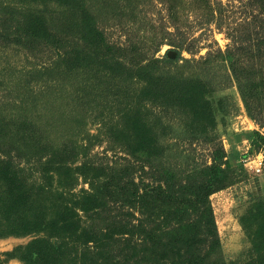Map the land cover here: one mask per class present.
<instances>
[{"label": "rangeland", "instance_id": "rangeland-1", "mask_svg": "<svg viewBox=\"0 0 264 264\" xmlns=\"http://www.w3.org/2000/svg\"><path fill=\"white\" fill-rule=\"evenodd\" d=\"M258 11L248 0H0V264H110L100 231L119 209L103 211L116 207L107 185L166 171L195 184L216 164L210 263L264 264V168L242 161L264 157V126L244 102L264 106L263 75L244 69ZM230 28L251 50L226 59L215 52Z\"/></svg>", "mask_w": 264, "mask_h": 264}, {"label": "trees", "instance_id": "trees-1", "mask_svg": "<svg viewBox=\"0 0 264 264\" xmlns=\"http://www.w3.org/2000/svg\"><path fill=\"white\" fill-rule=\"evenodd\" d=\"M248 1L260 7L256 17L261 23L253 29L258 35L252 44L257 55L249 60L244 69L258 70L264 77V0ZM221 15L220 11L219 19H222ZM235 30L233 33L231 28L227 29L230 42L224 50L218 48L215 53L232 59L235 54L241 57V54H247L244 51L251 50L243 45L240 31ZM211 53L208 51L207 55ZM164 55L163 58L170 61L166 52ZM243 56L245 60L248 58ZM237 82L240 84L238 79ZM244 102L249 114L264 126V106L259 104L258 111L254 112L246 98ZM211 170L215 171V175L204 176L195 184L180 181L174 185L176 177L167 171L159 181H145L140 175L138 180L134 176L129 177L125 184L124 178L117 176L119 183L115 189H109L108 185L105 187L110 202L116 203V207H103V211L119 209L110 216L113 231H100L104 241L98 245L110 250L108 255L103 256L105 261L110 264H212L211 255L219 248L220 240L209 195L221 189L225 179L216 175L220 170L218 164L208 167V171ZM97 209L99 207L91 210L98 213ZM105 220H109L108 214ZM89 242L97 243V240L87 237L83 244L89 248Z\"/></svg>", "mask_w": 264, "mask_h": 264}, {"label": "built area", "instance_id": "built-area-1", "mask_svg": "<svg viewBox=\"0 0 264 264\" xmlns=\"http://www.w3.org/2000/svg\"><path fill=\"white\" fill-rule=\"evenodd\" d=\"M248 170H252L255 174L261 172L264 168V157L260 154H255L252 157L246 156L242 159Z\"/></svg>", "mask_w": 264, "mask_h": 264}, {"label": "water", "instance_id": "water-1", "mask_svg": "<svg viewBox=\"0 0 264 264\" xmlns=\"http://www.w3.org/2000/svg\"><path fill=\"white\" fill-rule=\"evenodd\" d=\"M166 55H167L169 58H174V56H175V51H173V50H167V51H166Z\"/></svg>", "mask_w": 264, "mask_h": 264}]
</instances>
